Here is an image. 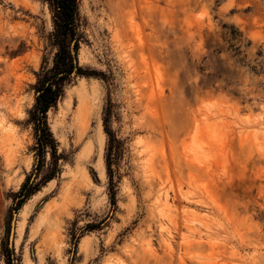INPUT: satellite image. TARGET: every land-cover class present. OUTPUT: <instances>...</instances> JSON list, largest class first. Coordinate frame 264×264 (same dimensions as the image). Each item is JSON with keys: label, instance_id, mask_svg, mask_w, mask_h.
Instances as JSON below:
<instances>
[{"label": "rangeland", "instance_id": "obj_1", "mask_svg": "<svg viewBox=\"0 0 264 264\" xmlns=\"http://www.w3.org/2000/svg\"><path fill=\"white\" fill-rule=\"evenodd\" d=\"M78 2L98 77L48 112L61 172L19 208L57 49L47 2L0 0V264H264V0Z\"/></svg>", "mask_w": 264, "mask_h": 264}, {"label": "trees", "instance_id": "obj_2", "mask_svg": "<svg viewBox=\"0 0 264 264\" xmlns=\"http://www.w3.org/2000/svg\"><path fill=\"white\" fill-rule=\"evenodd\" d=\"M52 10L53 34L52 44L57 49L53 66L43 68L37 75V83L34 85L35 103L29 112V124L33 126L35 145L33 152L37 159L36 177L28 178L23 184L19 197V208L41 187L54 180L60 174L59 162L63 160L62 154H58V143L48 123V112L55 108L63 97L66 87L71 83L72 77H98L96 73L88 71L79 65L78 51L82 41L79 29V2L78 0H44ZM104 131L109 139L106 166L110 178V191L112 204L116 205L115 183L111 165L113 144L117 140L109 126L108 117L104 118ZM50 156V171L44 178L35 182L47 165V157ZM35 182V183H34ZM9 255L7 264H14V252L7 250Z\"/></svg>", "mask_w": 264, "mask_h": 264}]
</instances>
